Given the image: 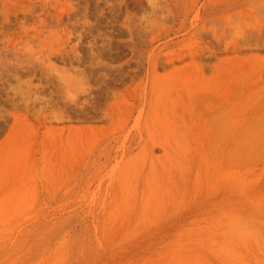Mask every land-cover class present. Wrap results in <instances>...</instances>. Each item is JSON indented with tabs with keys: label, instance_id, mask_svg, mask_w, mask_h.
I'll return each mask as SVG.
<instances>
[{
	"label": "rangeland",
	"instance_id": "rangeland-1",
	"mask_svg": "<svg viewBox=\"0 0 264 264\" xmlns=\"http://www.w3.org/2000/svg\"><path fill=\"white\" fill-rule=\"evenodd\" d=\"M0 264H264V0H0Z\"/></svg>",
	"mask_w": 264,
	"mask_h": 264
},
{
	"label": "clouds",
	"instance_id": "clouds-1",
	"mask_svg": "<svg viewBox=\"0 0 264 264\" xmlns=\"http://www.w3.org/2000/svg\"><path fill=\"white\" fill-rule=\"evenodd\" d=\"M236 36H237L238 38H242V33L239 32V31H237Z\"/></svg>",
	"mask_w": 264,
	"mask_h": 264
},
{
	"label": "bare ground",
	"instance_id": "bare-ground-1",
	"mask_svg": "<svg viewBox=\"0 0 264 264\" xmlns=\"http://www.w3.org/2000/svg\"><path fill=\"white\" fill-rule=\"evenodd\" d=\"M166 13L169 14L168 10H166Z\"/></svg>",
	"mask_w": 264,
	"mask_h": 264
}]
</instances>
